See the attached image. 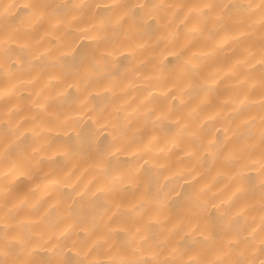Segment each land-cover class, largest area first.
<instances>
[{
	"label": "clouds",
	"instance_id": "clouds-1",
	"mask_svg": "<svg viewBox=\"0 0 264 264\" xmlns=\"http://www.w3.org/2000/svg\"><path fill=\"white\" fill-rule=\"evenodd\" d=\"M0 264H264V0H0Z\"/></svg>",
	"mask_w": 264,
	"mask_h": 264
}]
</instances>
